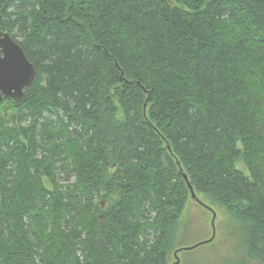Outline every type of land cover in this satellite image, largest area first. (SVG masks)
I'll list each match as a JSON object with an SVG mask.
<instances>
[{"label":"trees","instance_id":"1","mask_svg":"<svg viewBox=\"0 0 264 264\" xmlns=\"http://www.w3.org/2000/svg\"><path fill=\"white\" fill-rule=\"evenodd\" d=\"M0 31L36 70L0 102V264H168L177 162L237 224L221 264H264V0H0Z\"/></svg>","mask_w":264,"mask_h":264},{"label":"rangeland","instance_id":"2","mask_svg":"<svg viewBox=\"0 0 264 264\" xmlns=\"http://www.w3.org/2000/svg\"><path fill=\"white\" fill-rule=\"evenodd\" d=\"M4 107H10V103L7 102ZM5 111H2L3 115L7 116ZM7 118L11 121L10 115ZM236 166L246 172L242 162L238 161ZM198 198L213 210L215 220L212 224V212L190 198L177 224L168 264L175 261L174 251L177 249H181L177 254L179 264H221L225 260L233 262L241 252L236 222L222 205L202 194Z\"/></svg>","mask_w":264,"mask_h":264},{"label":"water","instance_id":"3","mask_svg":"<svg viewBox=\"0 0 264 264\" xmlns=\"http://www.w3.org/2000/svg\"><path fill=\"white\" fill-rule=\"evenodd\" d=\"M35 72L34 65L28 60L21 46L13 39L11 34L7 31H0V102L3 98H12L14 101H20L25 94V88L32 83ZM168 149L172 151L169 145ZM177 165L178 172L189 189L191 199L204 205L196 195L187 174L183 171L179 162H177ZM205 207L212 212L213 224L215 213L210 207ZM180 250L174 251L175 261L172 264H179L177 254Z\"/></svg>","mask_w":264,"mask_h":264},{"label":"flooded vegetation","instance_id":"4","mask_svg":"<svg viewBox=\"0 0 264 264\" xmlns=\"http://www.w3.org/2000/svg\"><path fill=\"white\" fill-rule=\"evenodd\" d=\"M3 99H11V100H13L12 98H3ZM3 99H2V100H3ZM11 100H8V102L10 103ZM18 115H19V114H18ZM12 120H14V117L12 118ZM10 124H11L12 126H13V125H14V126L16 125V124H13V122H11Z\"/></svg>","mask_w":264,"mask_h":264}]
</instances>
